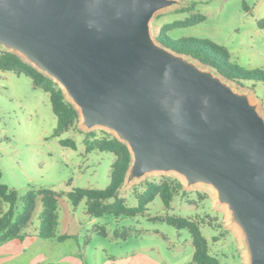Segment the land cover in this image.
<instances>
[{"label":"water","instance_id":"obj_1","mask_svg":"<svg viewBox=\"0 0 264 264\" xmlns=\"http://www.w3.org/2000/svg\"><path fill=\"white\" fill-rule=\"evenodd\" d=\"M172 0H0V44L51 76L88 127L127 143L128 174L207 181L264 264V121L243 95L149 32ZM127 174V175H128Z\"/></svg>","mask_w":264,"mask_h":264},{"label":"rangeland","instance_id":"obj_2","mask_svg":"<svg viewBox=\"0 0 264 264\" xmlns=\"http://www.w3.org/2000/svg\"><path fill=\"white\" fill-rule=\"evenodd\" d=\"M172 1L156 10L149 20V32L156 45H161L155 36L163 24L201 14L202 20L175 27L168 34L174 38L212 40L226 48L230 62L248 70H264V0ZM0 49L9 48L0 44ZM14 52L27 60L22 53ZM182 57L201 71L211 73L234 93L245 96L264 121L263 81L232 82L198 60ZM65 95L71 100L66 91ZM76 108L79 118L73 128L52 136L56 118L48 93L34 86L26 75L0 69V182L14 189L19 198L30 186L48 187L61 193L55 234L70 235L62 242L41 237L23 239L22 251L16 255L19 263L27 264L34 259L58 264L60 257L67 255L68 262L62 264H195L188 229L176 228L165 220L168 216H183L198 221L209 252L220 264H251L246 234L234 220L230 204L219 198L212 183L188 182L176 170L152 169L139 176L128 174L120 191L126 204L135 206L134 192L142 190L145 181H159L161 176L169 175L177 178L185 191L184 195L174 196L169 206L157 195L144 212L135 216L90 217L84 199L77 205L70 203L66 192L75 188L102 189L110 180L114 155L99 150L86 152L84 133L95 131L99 135L105 131L118 136L106 127H88L80 108L77 105ZM62 138H71L75 147L62 145ZM39 211L37 198L27 232H36ZM71 227H77L78 231L72 234ZM98 227L104 228L105 235L96 231Z\"/></svg>","mask_w":264,"mask_h":264},{"label":"trees","instance_id":"obj_3","mask_svg":"<svg viewBox=\"0 0 264 264\" xmlns=\"http://www.w3.org/2000/svg\"><path fill=\"white\" fill-rule=\"evenodd\" d=\"M202 19L203 15L193 14L184 20L165 23L160 27L155 38L169 50L198 60L227 80L232 82L243 80L264 82V70H248L230 62V55L224 46L206 38H174L168 34V31L175 27L190 25ZM0 69L26 75L31 79L34 86L48 93L51 108L56 118V126L52 136H59L73 128L78 121L79 112L51 76L40 71L9 49H0ZM60 143L72 148L75 147L71 138H62ZM84 144L86 152L99 150L108 151L114 155L110 167L109 184L105 188H75L65 193L68 201L73 205H77L84 199L86 214L90 217H100L105 214L135 216L144 212L147 204L157 195L164 205L169 206L174 196L185 194L184 187L177 178L163 175L159 181H145L143 189L134 192L137 204L128 206L125 198L120 195L132 163V154L127 143L105 131L99 135L95 131H88L84 133ZM59 196L61 193L48 187L34 188L30 186L26 193L19 198L14 189H10L6 184L0 182V243L11 239L23 240L25 237H32L33 235L41 238H57L60 241L70 237L66 234H55ZM37 198H39L40 205V211L37 215L38 226L36 232L31 233L27 232L26 229L31 223ZM165 220L176 228L188 229L193 246L192 260L195 264H220L218 259L209 252L208 242L203 236L197 220L183 216H168ZM207 225H211V223L208 222ZM96 231L105 235L103 227H98ZM36 264L56 263L39 262Z\"/></svg>","mask_w":264,"mask_h":264},{"label":"crops","instance_id":"obj_4","mask_svg":"<svg viewBox=\"0 0 264 264\" xmlns=\"http://www.w3.org/2000/svg\"><path fill=\"white\" fill-rule=\"evenodd\" d=\"M78 231V228L77 227H71V230L70 232L73 234L75 232ZM66 234V233H64ZM62 235V234H60ZM67 235V234H66ZM36 236H32V237H25L24 240H33ZM53 240H56L58 242H62L63 240H58L57 238H53ZM22 241L23 240H17V239H11V240H8V241H5L3 243H0V264H22V263H19L17 261V257L16 255L18 253H20L22 251ZM69 256H61L59 261L57 262L58 264L59 263H63V262H68V258ZM39 262H46V261H37V260H30L27 264H36V263H39ZM49 262H53V261H49ZM55 263V262H53Z\"/></svg>","mask_w":264,"mask_h":264}]
</instances>
